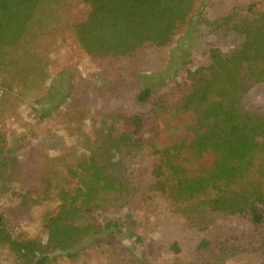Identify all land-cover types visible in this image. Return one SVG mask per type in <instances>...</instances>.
<instances>
[{
	"label": "trees",
	"instance_id": "trees-1",
	"mask_svg": "<svg viewBox=\"0 0 264 264\" xmlns=\"http://www.w3.org/2000/svg\"><path fill=\"white\" fill-rule=\"evenodd\" d=\"M56 1L0 0V63L2 51L22 43L35 28L36 17L50 16ZM82 1L89 11L73 24V31L80 47L97 57L129 56L146 47L167 46L178 31L192 32L195 22L206 23L212 34L221 30L224 38L237 42L226 49L213 44L206 64L180 71L177 100L161 97L150 114H113L96 135V144L83 145L77 168L69 162L52 174L35 170L38 200L58 201L44 223L46 237L17 229L2 209L0 247H6L17 264H76L87 250L100 245L125 262L130 249L121 236L137 224L127 220L128 212L109 211V202L122 200L125 205L132 199L133 205H140L152 197L147 192H154L192 226L205 228V212L212 210L250 223L243 245L232 244L236 240L232 235L217 242L215 251L260 249L264 245V104L247 100L250 92L264 87V0L233 5L214 18L200 7L202 0ZM152 93L153 85L147 84L135 99L145 103ZM46 116L50 112L38 114L40 119ZM7 149L0 128V181L10 169H21L7 156ZM140 154L152 157L150 180L142 195L131 169ZM56 177L65 179V184L57 182L52 189ZM208 245L202 240L199 249ZM165 252L176 255L177 242Z\"/></svg>",
	"mask_w": 264,
	"mask_h": 264
},
{
	"label": "rangeland",
	"instance_id": "rangeland-1",
	"mask_svg": "<svg viewBox=\"0 0 264 264\" xmlns=\"http://www.w3.org/2000/svg\"><path fill=\"white\" fill-rule=\"evenodd\" d=\"M252 1L258 0H202L200 7L214 18L233 5ZM52 9L49 17L44 13L36 17L35 28L22 43L2 51L0 63V128L8 141L7 156L21 166L10 169L0 181V210L11 215L17 229L41 238L46 237L44 223L58 208V201L38 200L34 171L52 174L69 162L77 168L83 145L96 144V135L113 114H150L161 97L177 100L180 71L206 64L213 44L226 49L237 42L224 38L221 30L212 34L206 23L195 22L192 32L178 31L167 46L146 47L129 56L97 57L80 47L73 31V24L87 16L89 6L82 0H57ZM147 84L153 85L151 98L138 103L135 96ZM247 102L264 104V87L250 92ZM41 112L50 116L40 119ZM151 161V156L140 154L131 166L140 195L150 180ZM57 182L64 185L65 179L56 177L50 187ZM147 194L152 197L140 205H133L132 199L125 205L122 200L109 202V211L128 212L127 220L137 224L121 236L130 249L125 262L100 245L87 250L76 264H262L264 245L231 253L213 248L232 235L236 237L232 244L243 245L251 230L244 218L212 210L205 212V228L192 226L180 212L170 211L160 195ZM202 240L209 245L199 249ZM174 241L179 252L170 255L165 250ZM0 264H17L6 247H0Z\"/></svg>",
	"mask_w": 264,
	"mask_h": 264
}]
</instances>
